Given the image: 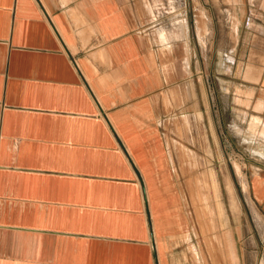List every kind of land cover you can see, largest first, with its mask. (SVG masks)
I'll return each instance as SVG.
<instances>
[{"label":"crops","instance_id":"obj_1","mask_svg":"<svg viewBox=\"0 0 264 264\" xmlns=\"http://www.w3.org/2000/svg\"><path fill=\"white\" fill-rule=\"evenodd\" d=\"M195 114L264 213V0H0V264H184Z\"/></svg>","mask_w":264,"mask_h":264},{"label":"rangeland","instance_id":"obj_2","mask_svg":"<svg viewBox=\"0 0 264 264\" xmlns=\"http://www.w3.org/2000/svg\"><path fill=\"white\" fill-rule=\"evenodd\" d=\"M213 7L216 11L217 5ZM225 12L227 17L234 16L230 5L225 6ZM236 23L234 18L226 20L227 32L231 33L227 36V43L234 44L238 38ZM217 40L215 37V51L210 53L215 63L219 58ZM218 71L226 77L233 75L231 67H211V81L214 77L215 82L211 84V90L214 94H217ZM200 92L199 88V95ZM214 119L216 122L217 117ZM169 136L179 142L191 139L196 145L207 144L206 147L184 148L190 158H187V163L179 165V176L194 223V242L189 244V258L184 264H264V213L248 193L245 169L250 165H244L243 157L239 156H244V152L251 148L249 142L241 146L238 137L237 156L231 148H220L213 118L197 114L191 121L187 117L179 118L177 127ZM240 166L244 176L239 173ZM242 187L247 194L242 192ZM226 232L235 240L236 244L231 247L227 239L223 243Z\"/></svg>","mask_w":264,"mask_h":264}]
</instances>
